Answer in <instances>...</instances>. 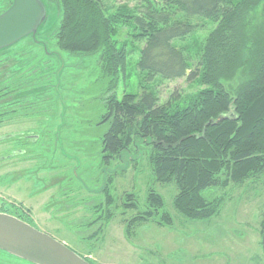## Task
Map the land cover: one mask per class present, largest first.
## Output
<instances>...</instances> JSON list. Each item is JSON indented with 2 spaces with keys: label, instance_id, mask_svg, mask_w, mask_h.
I'll return each mask as SVG.
<instances>
[{
  "label": "trees",
  "instance_id": "trees-1",
  "mask_svg": "<svg viewBox=\"0 0 264 264\" xmlns=\"http://www.w3.org/2000/svg\"><path fill=\"white\" fill-rule=\"evenodd\" d=\"M42 1L48 9L50 2L57 3L59 27L49 36H29L19 42L38 45L37 55L21 49L13 54L19 43L0 52V128L17 117L37 113L50 74L48 64L39 61L44 54L51 56L48 45L53 40L59 51L72 56L100 54V74L109 93L106 113L98 124H107L100 142L101 174L108 164L125 157L131 146L151 147L148 162L153 179L175 186L172 206L177 215L187 221H207L219 213L222 200L205 198L206 190L240 185L264 173V0H138L132 8L121 5L113 9H106L101 0ZM257 11L260 18L251 25ZM119 28L130 31V47L127 41L115 39ZM200 29L208 34L197 46ZM135 50L139 51L136 68L145 84H140L143 92L139 96L124 93L117 100L119 75L126 71L127 59ZM182 78L201 88L188 105L160 104L156 85ZM59 139L62 153H66L63 139ZM29 140L38 138L33 134ZM111 175L99 181L96 195H104L108 209L93 210L95 219L86 227L98 224L88 240H99L112 217ZM132 196L125 195L126 202ZM145 204L143 213L126 222L127 239L132 228L149 221L172 227L159 194L149 189ZM10 208L0 209V213L32 226L28 211L12 203ZM263 224L264 220L261 233ZM0 262L30 264L3 251Z\"/></svg>",
  "mask_w": 264,
  "mask_h": 264
},
{
  "label": "rangeland",
  "instance_id": "rangeland-1",
  "mask_svg": "<svg viewBox=\"0 0 264 264\" xmlns=\"http://www.w3.org/2000/svg\"><path fill=\"white\" fill-rule=\"evenodd\" d=\"M101 1L106 9L138 5V0ZM9 5L8 0H0V12ZM49 7L48 23L43 27H47L48 36L60 23L57 3L50 2ZM258 11L250 19L251 25L258 22ZM129 32L127 28H119L115 39L119 43L127 41L130 47ZM207 34L205 29L197 31V46ZM186 43L190 44V40ZM135 45L143 47L141 43ZM37 46L24 40L12 53L21 49L37 55L41 50ZM48 50L52 55L44 54L39 61L42 65L48 64L50 74L37 113L33 112V117H17L0 128L1 210L10 208V203L18 209L16 205L29 209L33 228L60 241L93 264L264 263L261 249L264 173L240 185L230 183L226 188L206 190L205 198L222 200L219 213L207 221H187L177 215L172 206L177 192L175 186L161 185L153 179L148 162L151 147L138 145L135 149L131 146L125 157L108 164L101 174L100 142L107 124H98L106 113L105 100L109 93L100 74V54L72 56L59 51L53 40ZM138 57V50L130 54L126 73L119 75L117 100L124 93L139 96L143 92L140 84H145L136 68ZM200 89L196 82L186 78L162 82L155 88L160 104L170 103L180 108L187 106V101ZM33 134L38 138L35 142L22 138ZM9 136L10 141H2ZM59 138L63 139L66 153H62ZM70 173L76 177L72 178ZM110 174H113L110 176L113 178L111 193L115 200L109 208L112 217L101 230L99 240H88L98 224L86 227L95 219L93 210L108 209L104 195H96V191L99 181ZM149 189L162 197V211L172 218V227H160L149 221L132 228L127 239L126 222L146 210ZM127 194L133 195L130 202L124 198ZM132 204L136 208H128Z\"/></svg>",
  "mask_w": 264,
  "mask_h": 264
},
{
  "label": "water",
  "instance_id": "water-1",
  "mask_svg": "<svg viewBox=\"0 0 264 264\" xmlns=\"http://www.w3.org/2000/svg\"><path fill=\"white\" fill-rule=\"evenodd\" d=\"M11 1L0 14V52L29 36L47 33L43 27L49 9L42 0ZM261 246L264 256V229ZM0 251L30 264H90L60 241L5 213H0Z\"/></svg>",
  "mask_w": 264,
  "mask_h": 264
},
{
  "label": "flooded vegetation",
  "instance_id": "flooded-vegetation-1",
  "mask_svg": "<svg viewBox=\"0 0 264 264\" xmlns=\"http://www.w3.org/2000/svg\"><path fill=\"white\" fill-rule=\"evenodd\" d=\"M23 138H27V139H30L31 137H32V135H24V136H22ZM5 138V137H4ZM106 169V168H105ZM16 206H19V208H21V209H23V210H25V211H28V213H29V209H24L23 207H21L20 205H16ZM263 229H264V224H263ZM263 229H262V233H263ZM262 233H261V237H262ZM261 249H262V246H261ZM263 254V253H262ZM263 259H264V256H263ZM6 262H8V263H10V261H9V259H6ZM0 264H2L1 262H0ZM264 264V263H263Z\"/></svg>",
  "mask_w": 264,
  "mask_h": 264
}]
</instances>
